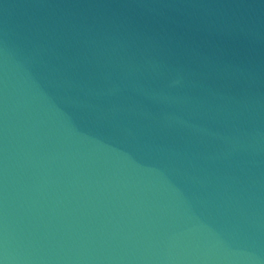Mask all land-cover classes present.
I'll list each match as a JSON object with an SVG mask.
<instances>
[{
    "label": "water",
    "instance_id": "95a60500",
    "mask_svg": "<svg viewBox=\"0 0 264 264\" xmlns=\"http://www.w3.org/2000/svg\"><path fill=\"white\" fill-rule=\"evenodd\" d=\"M0 264H264V0H0Z\"/></svg>",
    "mask_w": 264,
    "mask_h": 264
}]
</instances>
